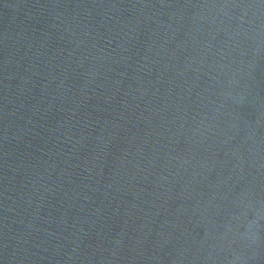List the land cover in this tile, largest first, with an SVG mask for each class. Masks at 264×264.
Here are the masks:
<instances>
[{"label": "water", "instance_id": "water-1", "mask_svg": "<svg viewBox=\"0 0 264 264\" xmlns=\"http://www.w3.org/2000/svg\"><path fill=\"white\" fill-rule=\"evenodd\" d=\"M0 264H264V0H0Z\"/></svg>", "mask_w": 264, "mask_h": 264}]
</instances>
